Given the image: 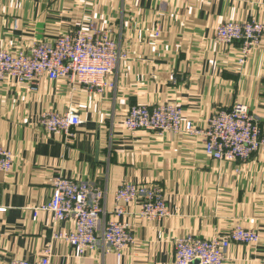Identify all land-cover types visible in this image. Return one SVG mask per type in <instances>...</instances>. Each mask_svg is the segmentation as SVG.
<instances>
[{
    "label": "crops",
    "instance_id": "1",
    "mask_svg": "<svg viewBox=\"0 0 264 264\" xmlns=\"http://www.w3.org/2000/svg\"><path fill=\"white\" fill-rule=\"evenodd\" d=\"M255 18L264 24V0H0V48L13 53L33 42H52L82 25L107 31L127 57L114 87L102 94L68 79L42 78L38 91L7 76L0 84V143L13 169L0 171V264L39 259L52 248L55 264H174L173 240L212 237L236 226L259 234L256 245L235 242L224 264H261L264 258V150L246 162L218 161L202 137L132 132L124 125L134 104L179 103L204 127L216 111L248 105L264 133V34L241 66L240 43L215 40L217 27ZM74 107L82 123L67 140L40 125L43 112ZM62 174L105 192L101 227L116 218L115 192L123 182L163 187L170 215L149 220L141 201L122 203L119 218L137 241L117 257L103 247L81 252L52 238L53 219L35 208L52 198ZM56 230L74 229L71 220Z\"/></svg>",
    "mask_w": 264,
    "mask_h": 264
},
{
    "label": "built area",
    "instance_id": "2",
    "mask_svg": "<svg viewBox=\"0 0 264 264\" xmlns=\"http://www.w3.org/2000/svg\"><path fill=\"white\" fill-rule=\"evenodd\" d=\"M85 1V0H81ZM109 30L89 31L76 26L52 42L37 41L16 52L0 48V84L7 76L27 84L31 91H38L42 78L68 79L87 90L102 94L107 87H114L118 62L126 58L118 41ZM264 24L255 18L221 23L215 40L221 44L240 43L238 63L244 66L254 48L260 45ZM82 120L74 107L64 113L46 111L41 114L40 125L48 134H64L67 140L75 136L74 129ZM124 125L132 132L150 131L160 135L186 133L202 137L204 153L218 161H249L259 150H264V133L258 118L248 105L235 102L230 108L216 111L199 127L183 115L179 103L134 104L125 113ZM13 154L0 143V171L13 169ZM51 200L35 208L47 212L53 219L52 238L69 242L84 252L89 248L103 247L113 250L117 257L137 241L132 227L120 217L125 213L122 203L141 201L140 215L154 220L170 215L163 187L157 183L123 182L115 192L116 218L107 220L101 227L105 192L90 181H79L62 174L52 180ZM71 220L74 229L56 230L62 221ZM238 242L256 245V230L236 226L212 237L185 235L173 240L174 264H224L227 249ZM9 264H55L52 248L47 247L37 260L12 259ZM264 264V258L261 260Z\"/></svg>",
    "mask_w": 264,
    "mask_h": 264
}]
</instances>
